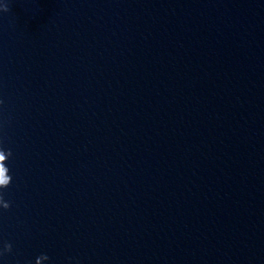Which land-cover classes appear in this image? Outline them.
Segmentation results:
<instances>
[{
	"label": "clouds",
	"instance_id": "9594fccd",
	"mask_svg": "<svg viewBox=\"0 0 264 264\" xmlns=\"http://www.w3.org/2000/svg\"><path fill=\"white\" fill-rule=\"evenodd\" d=\"M3 10L7 11L8 9L5 6ZM11 155V150L5 151L2 147H0V189L7 188L12 180V177L9 175V168L7 167L6 163ZM10 206V203L4 199L3 194H0V207L3 209H8ZM11 250V244H6L4 246L3 252H0V255H3L6 252H11ZM38 259L48 260L49 257L45 254H42L37 258V260Z\"/></svg>",
	"mask_w": 264,
	"mask_h": 264
}]
</instances>
